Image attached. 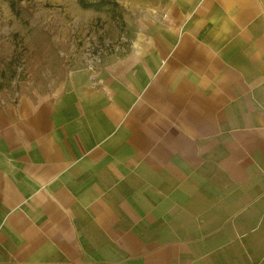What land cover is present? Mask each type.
Masks as SVG:
<instances>
[{
  "label": "crops",
  "instance_id": "obj_1",
  "mask_svg": "<svg viewBox=\"0 0 264 264\" xmlns=\"http://www.w3.org/2000/svg\"><path fill=\"white\" fill-rule=\"evenodd\" d=\"M148 6L0 101V264H264V0Z\"/></svg>",
  "mask_w": 264,
  "mask_h": 264
},
{
  "label": "rangeland",
  "instance_id": "obj_2",
  "mask_svg": "<svg viewBox=\"0 0 264 264\" xmlns=\"http://www.w3.org/2000/svg\"><path fill=\"white\" fill-rule=\"evenodd\" d=\"M0 0V101L38 93L77 67H91L94 54L126 43L135 19L154 0H115V9H84L77 0ZM48 35L46 38L45 36ZM43 40H46L44 43ZM118 50V49H117ZM59 65V66H58ZM2 71V73H1Z\"/></svg>",
  "mask_w": 264,
  "mask_h": 264
},
{
  "label": "trees",
  "instance_id": "obj_3",
  "mask_svg": "<svg viewBox=\"0 0 264 264\" xmlns=\"http://www.w3.org/2000/svg\"><path fill=\"white\" fill-rule=\"evenodd\" d=\"M8 1H10V7H11L12 11L16 14H19L20 11H19L18 7H16V5H15V1L14 0H8ZM77 2L81 8L93 9L95 11H101L104 9H115L118 6V3L115 0H77ZM45 37L47 38L48 35H46ZM43 42L45 43L46 40H43ZM59 67H60L59 68L60 78H63L64 77V72H63L64 68L62 65H60ZM1 73H2V71H1ZM2 87H3V84L0 81V91L2 90ZM17 98H18V96L15 97L14 100L16 101Z\"/></svg>",
  "mask_w": 264,
  "mask_h": 264
},
{
  "label": "built area",
  "instance_id": "obj_4",
  "mask_svg": "<svg viewBox=\"0 0 264 264\" xmlns=\"http://www.w3.org/2000/svg\"><path fill=\"white\" fill-rule=\"evenodd\" d=\"M103 54L104 53L102 51L101 52H96L94 54V64H91V67H94L95 64H98L101 61V58H102ZM15 97H17V95ZM15 97L13 99H15Z\"/></svg>",
  "mask_w": 264,
  "mask_h": 264
}]
</instances>
